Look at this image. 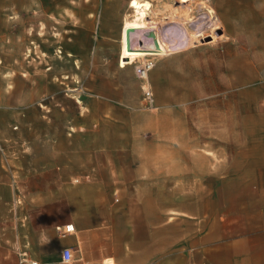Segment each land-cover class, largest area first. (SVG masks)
Returning <instances> with one entry per match:
<instances>
[{"label": "crops", "instance_id": "obj_1", "mask_svg": "<svg viewBox=\"0 0 264 264\" xmlns=\"http://www.w3.org/2000/svg\"><path fill=\"white\" fill-rule=\"evenodd\" d=\"M128 36L120 65L90 70L80 53L59 84L53 65L41 85L0 48V264H63L64 248L69 264H264V98L252 113L241 101L240 148L214 158L190 111L199 94L167 57L143 107Z\"/></svg>", "mask_w": 264, "mask_h": 264}, {"label": "rangeland", "instance_id": "obj_2", "mask_svg": "<svg viewBox=\"0 0 264 264\" xmlns=\"http://www.w3.org/2000/svg\"><path fill=\"white\" fill-rule=\"evenodd\" d=\"M129 1L16 0L24 6L0 7L7 20L0 29V48L7 47L8 62L26 65L25 73L41 85L53 65L59 84L66 79V64L80 70L82 54L90 70L120 65L117 36L129 32L123 43L146 50L144 57L135 59L130 52L123 64L136 72L145 60L154 64L167 57L170 70L181 67L189 81L186 93L199 94L190 108L198 113L195 131L216 149L214 158L235 156L242 142L237 132L245 105L241 101L247 100L252 113L264 98V0H139L150 3L147 22L154 26L142 32L136 31L141 21ZM65 42H72L78 54L66 57ZM161 43L166 46L163 53Z\"/></svg>", "mask_w": 264, "mask_h": 264}, {"label": "built area", "instance_id": "obj_3", "mask_svg": "<svg viewBox=\"0 0 264 264\" xmlns=\"http://www.w3.org/2000/svg\"><path fill=\"white\" fill-rule=\"evenodd\" d=\"M153 62L145 60L140 63L136 70V76L140 80L142 90V105L144 108H152L154 105V93L149 82V72L153 67ZM73 230L72 225H66L64 232H70ZM72 260V254L70 249L64 248L61 251V262L63 264H69Z\"/></svg>", "mask_w": 264, "mask_h": 264}, {"label": "bare ground", "instance_id": "obj_4", "mask_svg": "<svg viewBox=\"0 0 264 264\" xmlns=\"http://www.w3.org/2000/svg\"><path fill=\"white\" fill-rule=\"evenodd\" d=\"M129 6L132 7L133 9H135L136 11H138L137 20L141 21V23H139L136 26V31L142 32L146 27H149V28L154 27L153 25H148V22H147V14H148V11L150 10V6H151L150 3L141 2L139 0H131ZM159 36L161 37V35H159ZM158 40H159V38H158ZM129 44H130V41H129ZM160 47H161V53H163L165 51V47H166L165 44L161 43ZM142 50L145 51L146 49H142Z\"/></svg>", "mask_w": 264, "mask_h": 264}]
</instances>
